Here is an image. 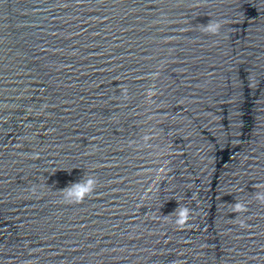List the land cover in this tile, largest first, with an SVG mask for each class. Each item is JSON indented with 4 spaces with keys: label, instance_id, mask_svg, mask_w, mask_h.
<instances>
[{
    "label": "water",
    "instance_id": "1",
    "mask_svg": "<svg viewBox=\"0 0 264 264\" xmlns=\"http://www.w3.org/2000/svg\"><path fill=\"white\" fill-rule=\"evenodd\" d=\"M0 264H264V0H0Z\"/></svg>",
    "mask_w": 264,
    "mask_h": 264
}]
</instances>
